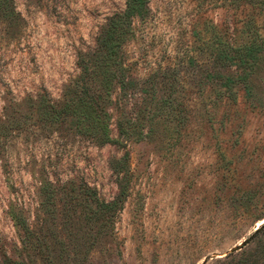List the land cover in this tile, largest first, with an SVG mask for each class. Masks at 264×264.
<instances>
[{
    "label": "rangeland",
    "instance_id": "rangeland-1",
    "mask_svg": "<svg viewBox=\"0 0 264 264\" xmlns=\"http://www.w3.org/2000/svg\"><path fill=\"white\" fill-rule=\"evenodd\" d=\"M125 1L14 0L16 20L0 19V264H264V230L228 252L264 222V57L233 100L216 60L249 14L264 23L257 9L148 0L110 97L116 141L37 119Z\"/></svg>",
    "mask_w": 264,
    "mask_h": 264
},
{
    "label": "trees",
    "instance_id": "trees-1",
    "mask_svg": "<svg viewBox=\"0 0 264 264\" xmlns=\"http://www.w3.org/2000/svg\"><path fill=\"white\" fill-rule=\"evenodd\" d=\"M237 5L257 9L264 14V0H233ZM148 0H126L125 8L108 17L105 27L102 28L97 41V49L89 56H82L79 61L80 74L69 82L64 91V99L59 104L50 103L47 98H41L37 109L39 121L64 122L69 121L75 132L87 136L99 144L113 143L110 136L108 107L115 85L122 88L126 75L124 66L123 44L131 34L132 21L136 16L142 17L147 12ZM17 18L14 0H0V19L13 23ZM242 27L251 28L246 37L221 44L217 50L216 60L225 70L221 74L222 85L229 92L242 84L246 94L250 93L248 77L252 68L264 57V23L259 24L256 18L248 15ZM137 118L126 119L125 127H119L120 135L130 139L128 125L137 124ZM0 125V130H2ZM141 140L140 133L131 138ZM122 193V192H121ZM121 193L113 201L97 204V212L109 213L122 200ZM24 230L26 228L24 227Z\"/></svg>",
    "mask_w": 264,
    "mask_h": 264
},
{
    "label": "water",
    "instance_id": "water-1",
    "mask_svg": "<svg viewBox=\"0 0 264 264\" xmlns=\"http://www.w3.org/2000/svg\"><path fill=\"white\" fill-rule=\"evenodd\" d=\"M263 230H264V222H262V224H260L257 228H255V230L247 238H245V240H243L237 246L231 248V250L228 252L233 253V252L241 249L242 247H244L246 244H248L253 238H255ZM228 252L224 253V254H220L218 256H220V257L225 256L228 254ZM201 264H205V261L201 262Z\"/></svg>",
    "mask_w": 264,
    "mask_h": 264
}]
</instances>
